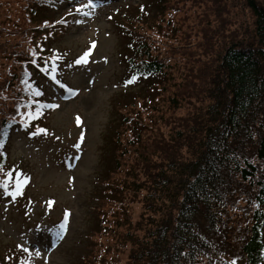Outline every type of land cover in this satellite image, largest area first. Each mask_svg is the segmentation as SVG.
Returning a JSON list of instances; mask_svg holds the SVG:
<instances>
[{"label": "trees", "instance_id": "obj_1", "mask_svg": "<svg viewBox=\"0 0 264 264\" xmlns=\"http://www.w3.org/2000/svg\"><path fill=\"white\" fill-rule=\"evenodd\" d=\"M62 1L0 0V180L12 173L9 193L24 179L7 139L17 127L44 130V107L26 115L49 104L35 76L57 84L42 69L59 70L49 40L64 39ZM108 23L132 87L108 124L105 196L81 264H264V0H149ZM23 263L0 249V264Z\"/></svg>", "mask_w": 264, "mask_h": 264}, {"label": "rangeland", "instance_id": "obj_2", "mask_svg": "<svg viewBox=\"0 0 264 264\" xmlns=\"http://www.w3.org/2000/svg\"><path fill=\"white\" fill-rule=\"evenodd\" d=\"M87 1L68 0L61 5L79 21L63 40L55 37L51 42L69 51L68 60L63 59L62 80L74 91L67 96L49 87L48 101L54 107L44 109V133L17 130L6 147L9 161L26 175L25 193L34 204L25 218L0 190V249L16 250L13 244H23L35 252L34 264L83 263L81 257L87 252L83 234L95 221L94 196L100 195L99 180L109 163L108 124L116 116L119 94L131 87L122 79L117 37L107 20L128 3L135 6L149 0H92L96 7H82ZM76 7L90 15H81ZM83 48H92L86 62L74 63ZM63 212L68 217L60 224Z\"/></svg>", "mask_w": 264, "mask_h": 264}, {"label": "snow or ice", "instance_id": "obj_3", "mask_svg": "<svg viewBox=\"0 0 264 264\" xmlns=\"http://www.w3.org/2000/svg\"><path fill=\"white\" fill-rule=\"evenodd\" d=\"M89 6H91V7H96V5L93 4L92 0H89L88 5H84V6H82V7H89ZM76 10H77V12H80L81 15H84V16H88V15H90L89 12H87V11H82V8H80V7H78ZM88 54H89L88 52H85V53H84V57L88 56ZM84 57H81V58L77 59L74 63H76V64H80V63H82V62H86V61L84 60ZM52 59L55 60L56 58L53 57ZM33 63H35V61H33ZM42 70H44V71H48V74L50 75V77H51V78H52L57 84H59L62 88H66V85L62 84L61 81L58 80V79L56 78V73H57V71H58V68H57V66L55 65V63H53V65H52V67H51V69H50V71H49V69L47 68V61H45V68L42 69ZM137 75H138V73H137V74H134V75L131 77V80H132V81H135V80L137 79ZM67 91L70 92V93H72L74 90L71 89V88H68ZM37 94L39 95V93H37ZM42 107H54V106H52V105H38V107L36 108L35 114H34L33 112H28L26 115L28 116L29 119H33V118H35V116H37V115L40 114V110H41ZM41 131H45V130H41ZM0 170H2V165H0ZM11 175H12L11 172H7V173H5V177H6V178H5L4 180H0V187H3V188L5 189V194H10L11 196L15 197L17 194H19V193L21 192L22 182H21V180L18 179V180L16 181V187H15V190L12 191L11 193H9V192H8V183H9V178L11 177ZM62 227H63V226H62ZM25 251H28V249H25ZM36 254H37V255L40 254V252H39L38 249H37V253H36ZM232 264H235V262L233 261Z\"/></svg>", "mask_w": 264, "mask_h": 264}]
</instances>
